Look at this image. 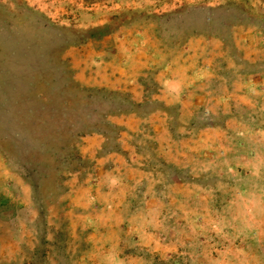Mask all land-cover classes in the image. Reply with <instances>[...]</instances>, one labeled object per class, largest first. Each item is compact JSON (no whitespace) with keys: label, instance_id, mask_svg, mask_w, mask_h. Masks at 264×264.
<instances>
[{"label":"rangeland","instance_id":"374dc122","mask_svg":"<svg viewBox=\"0 0 264 264\" xmlns=\"http://www.w3.org/2000/svg\"><path fill=\"white\" fill-rule=\"evenodd\" d=\"M0 264H264V0H0Z\"/></svg>","mask_w":264,"mask_h":264}]
</instances>
